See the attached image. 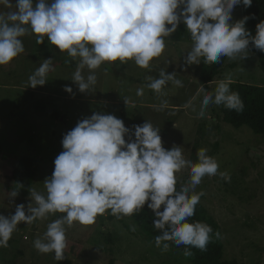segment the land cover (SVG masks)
<instances>
[{
    "label": "clouds",
    "instance_id": "obj_1",
    "mask_svg": "<svg viewBox=\"0 0 264 264\" xmlns=\"http://www.w3.org/2000/svg\"><path fill=\"white\" fill-rule=\"evenodd\" d=\"M249 7L252 0H0V65L8 64L24 51L20 37L31 29L42 43L45 36L61 52L80 57L72 80L81 92L96 84L94 71L104 62L134 60L142 68L162 54L164 37L177 30L182 22L190 32L193 45L184 57L187 65L217 63L221 57L235 59L248 56L251 42L264 52V20L256 25L253 36L245 27L248 17L230 23L235 6ZM14 9V10H13ZM51 59H45L29 77L30 86L44 85L51 69ZM89 69L85 77L82 70ZM175 72L162 70L159 78L151 79L148 88L160 93L173 81ZM231 78L217 82L214 92L203 88L199 116L209 105H224L242 112L243 101L238 92L230 89ZM65 90L71 92L70 87ZM142 95V90H138ZM163 107V105L161 106ZM134 131L112 114L93 113L77 122L62 138L63 151L54 160V170L46 179V195L31 190L36 206L18 204L10 216L0 214V247L8 241L19 222L32 223L49 213H64L47 225L43 239L34 247L40 253H54L56 261L64 259L66 228L73 222L92 224L106 210L113 214L131 216L147 207L156 219L153 225L162 234L155 237L158 247L167 251L172 241L206 250L213 232L203 222H189L203 191L196 192L205 176L218 173L217 160L208 155L207 148L197 151V161L186 159L180 146L165 149L159 127L145 121ZM131 132L128 140L125 136ZM132 136L135 139H132ZM190 169L187 183L176 188V173ZM230 181L228 172H219ZM9 197H16L18 189ZM219 237V232L215 233ZM163 242V243H162ZM185 257L193 252L185 248Z\"/></svg>",
    "mask_w": 264,
    "mask_h": 264
},
{
    "label": "rangeland",
    "instance_id": "obj_2",
    "mask_svg": "<svg viewBox=\"0 0 264 264\" xmlns=\"http://www.w3.org/2000/svg\"><path fill=\"white\" fill-rule=\"evenodd\" d=\"M13 4L15 0H12ZM0 6V11H7ZM14 10V9H13ZM235 6L232 20L241 19ZM186 26L183 34L186 35ZM24 51L8 64L0 65V146L10 154H23L36 160L35 178L27 193L20 188L16 197H9L17 188L2 175L0 159V214L10 216L16 205L36 206L31 190L46 195L45 180L54 170V160L63 151L62 138L78 121L93 113L112 114L134 131L135 125L146 120L159 127L162 146H180L186 159L197 161V151L207 148L208 155L218 164V173L205 176L196 192L203 191L199 203L204 206L220 228L223 258L245 264H264V135L253 133L247 126L234 128L221 119L224 105L211 104L203 117L199 116L203 93L197 72L199 64L187 65L184 57L193 42L185 38L165 41L162 54L142 68L134 60L104 62L94 71L97 81L90 91L81 92L72 80L80 57H71L52 45L47 36L29 32L20 37ZM240 59L226 57L220 73L210 82L207 92H214L217 82L227 77L232 82L264 84V71L256 56L248 50ZM45 59H51V69L44 85L30 86L29 77ZM175 72L182 81L178 87L169 81L160 93L147 87L159 73ZM86 67L82 70L86 77ZM70 87L71 92L65 90ZM138 90L143 94L139 95ZM40 101L45 110H36ZM163 105V107H161ZM57 110L58 119L48 112ZM27 124L16 143L8 141L10 125ZM19 127V126H17ZM20 128H22L20 124ZM15 132H12L14 134ZM131 132L125 136L126 141ZM132 139H135L132 136ZM228 172L230 181L220 177ZM181 186L190 178V169L176 173ZM64 213H49L32 223L19 222L7 247H0V264H57L54 253H40L34 247L43 239L47 225ZM66 228L64 259L71 264H191L177 251H162L155 239L145 236L134 222V214L124 216L106 210L92 224L73 222Z\"/></svg>",
    "mask_w": 264,
    "mask_h": 264
},
{
    "label": "trees",
    "instance_id": "obj_3",
    "mask_svg": "<svg viewBox=\"0 0 264 264\" xmlns=\"http://www.w3.org/2000/svg\"><path fill=\"white\" fill-rule=\"evenodd\" d=\"M241 12V19L248 17L245 22V27L254 36L256 33V25L264 20V0H252V4L249 7H245L243 4L237 6ZM240 20V19H239ZM238 20L230 21L234 23ZM185 25L181 22L177 30L171 35L164 37L166 41L177 42L185 38L187 41L193 42L191 39L190 32L186 35L183 34ZM248 50L256 56L257 64L260 69L264 71V52L255 48L252 43H249ZM226 57H221L217 63H206L204 58H200L199 69L197 72L198 82L200 89L203 88L205 91L209 90V84L215 77L220 73L221 67ZM230 89L239 93L244 109L242 112L228 109L227 107L222 108L221 119L224 123L234 127L240 128L247 126L253 133L264 135V84L255 85L243 82H231ZM36 110H45V106L40 102H35ZM53 119H58L60 113L57 110H51L48 112ZM20 124L10 125L7 128V138L11 144L17 142L20 137V133L27 130V124L19 122ZM19 126V127H17ZM12 132H15L12 134ZM0 159L2 160V175L7 178L16 187L22 185L20 188L24 193H27L33 184L35 178L36 160L27 155L23 154H10L2 150L0 146ZM180 185L177 183V190L180 189ZM98 216V215H97ZM156 219L155 214L151 209L147 207V203L139 210L134 213V222L141 230V232L149 239H155L156 236L161 235L162 232L156 229L153 225V220ZM189 222H203L211 226L213 232L211 240L207 245L206 250L201 251L198 248L186 246V245H175L172 241H167L169 248L177 251L184 256L185 248H190L193 252L191 257H185L191 264H245L244 262H238L235 259L227 260L223 258V244L221 241V232L219 225L214 218L209 214L207 209L198 203L195 206L194 215L188 218ZM219 232L217 238L215 233ZM163 243V242H162ZM113 260L109 264H112ZM57 264H71L68 260L62 259L57 261Z\"/></svg>",
    "mask_w": 264,
    "mask_h": 264
}]
</instances>
